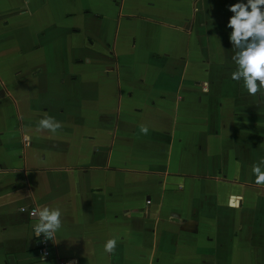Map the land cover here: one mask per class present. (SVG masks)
I'll return each instance as SVG.
<instances>
[{"label": "crops", "instance_id": "0c3cea01", "mask_svg": "<svg viewBox=\"0 0 264 264\" xmlns=\"http://www.w3.org/2000/svg\"><path fill=\"white\" fill-rule=\"evenodd\" d=\"M237 2L0 0V264H264V95L231 79ZM45 115L63 127L37 131ZM44 206L62 227L41 259Z\"/></svg>", "mask_w": 264, "mask_h": 264}, {"label": "clouds", "instance_id": "9594fccd", "mask_svg": "<svg viewBox=\"0 0 264 264\" xmlns=\"http://www.w3.org/2000/svg\"><path fill=\"white\" fill-rule=\"evenodd\" d=\"M229 11L234 13L228 20L227 27L232 31L229 36L234 50L232 61L236 69L231 73V79L242 81L243 87L249 95L257 93L264 95V0H247V3H234L229 6ZM259 82V83H258ZM63 127L54 117L45 115L39 120L37 131L56 133ZM140 132L147 135L149 128L140 126ZM30 142L31 136L26 137ZM252 174L255 175L256 184L264 186V157L253 164ZM26 211V209H20ZM31 215L36 219L33 232L37 237L43 235L45 240H54L55 234L62 227V212L59 207L44 206ZM118 238H110L104 244V252H115Z\"/></svg>", "mask_w": 264, "mask_h": 264}, {"label": "built area", "instance_id": "2783aa9c", "mask_svg": "<svg viewBox=\"0 0 264 264\" xmlns=\"http://www.w3.org/2000/svg\"><path fill=\"white\" fill-rule=\"evenodd\" d=\"M26 209L24 207H20V209ZM33 209H29V212H33ZM36 252L38 253L41 259H46L52 253V240H45L43 235L40 237L36 236V244H35ZM66 261L58 260V264H65Z\"/></svg>", "mask_w": 264, "mask_h": 264}]
</instances>
